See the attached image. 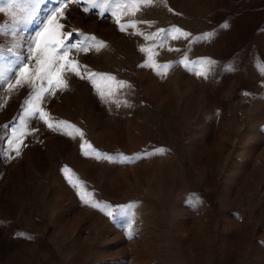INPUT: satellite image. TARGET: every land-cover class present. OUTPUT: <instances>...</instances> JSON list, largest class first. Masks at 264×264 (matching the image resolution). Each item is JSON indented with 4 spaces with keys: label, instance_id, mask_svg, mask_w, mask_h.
<instances>
[{
    "label": "rangeland",
    "instance_id": "obj_1",
    "mask_svg": "<svg viewBox=\"0 0 264 264\" xmlns=\"http://www.w3.org/2000/svg\"><path fill=\"white\" fill-rule=\"evenodd\" d=\"M132 3L85 12L81 0L59 20V39L90 49L66 59L86 66L82 76L107 74L68 71L66 89L35 101L48 123L67 122L60 131L26 116V87L9 90L21 77L16 56L29 55L56 0L34 18L0 12L18 45L0 58V70L16 73L0 85V264H264V77L255 63L264 60V0ZM117 19L129 26L121 31ZM170 28L190 35L160 31ZM209 32L217 35L198 39ZM9 44L0 37V48ZM185 57L188 67L175 63ZM199 58L217 62L207 78L196 75ZM131 202L128 238L129 218L106 212Z\"/></svg>",
    "mask_w": 264,
    "mask_h": 264
},
{
    "label": "snow or ice",
    "instance_id": "obj_2",
    "mask_svg": "<svg viewBox=\"0 0 264 264\" xmlns=\"http://www.w3.org/2000/svg\"><path fill=\"white\" fill-rule=\"evenodd\" d=\"M81 0H56V4L54 7L49 8L48 15L45 16L44 20L41 22L40 28L35 34V38L32 42L28 45V53L29 55L26 57H21L19 55L16 56V63L20 66L19 71L21 73L20 79L16 80L15 85L9 84V90L15 91L18 93L19 89L27 88V99L33 100V103L30 107L26 108V116L31 118L33 116L39 115V118L47 123V126L54 131H60V125L67 124L66 121H60L56 124L48 123L47 121V114L43 112H38L37 108L38 105L35 101H40L44 96L50 93L54 88L58 85L60 86V90H64L68 87L67 83L62 80V75L68 71H71L76 76L90 79L91 76L95 75H107V74H90V75H81L80 71H77L78 67H85L80 66L79 62H73L66 59L67 52L70 50L75 49L76 51H89V48H84L81 45L77 44H69L65 40H61L58 38L60 35V30L64 27L63 24L59 23L60 19H65V12L68 9L69 4H79ZM88 6L84 8L85 12L90 11L91 8H97L101 10H107L109 8L119 9L122 3V0H85ZM44 3V0H0V12H7L9 15L10 21H15L17 16L21 13L17 11V9H22L24 13L27 14L28 18H34L38 16L40 7ZM132 7L135 8V0H133ZM99 14V13H98ZM113 15L116 14L115 11L112 13ZM125 14H129L125 12ZM117 23L120 24V20L117 19ZM54 26V27H53ZM129 25L120 24V30L124 31L126 27ZM229 25L224 23L222 27L227 28ZM6 25H0V37H6L10 39V44L7 47L0 48V58H3V53L7 52L8 54H15L17 51V43L14 37L11 36L8 32L5 31ZM178 31L181 32L183 35L188 36L190 34L184 33L183 30L180 29H161V32H171V31ZM72 33L69 32L66 34L67 37H71ZM81 35H83L81 33ZM217 35L216 32H209L201 34L198 39H210L214 38ZM179 38V37H174ZM88 39L93 40L94 38L89 37ZM103 44V42H100ZM34 46V47H33ZM99 50V49H97ZM35 59L36 67L29 69L27 65V61L29 59ZM61 60H64V63L61 64ZM175 63H184L185 67H188L187 57L180 61H176ZM191 63L195 64L197 61H192ZM199 63L202 67V70L197 71L196 75L202 76L207 78L210 74L212 68L217 64L216 61L212 60L211 58H199ZM256 67L264 77V60H255ZM71 65V67H70ZM206 65V67H205ZM142 66H151L147 63ZM171 65H163V67H170ZM227 71H236L237 68L235 67V61L233 65L226 68ZM9 69L0 70V85L4 83H8L10 79L15 78L16 73L12 72L11 76H8L6 73ZM66 79V77H65ZM47 83L49 87L45 88L44 84ZM120 86L123 87L125 82H119ZM248 94V93H244ZM99 95L102 99H106L105 94L100 92ZM26 99V102H27ZM74 127V126H73ZM38 131V130H37ZM77 132H80L79 129H76ZM67 135H71L72 133H66ZM82 136L83 133L80 132ZM12 142L10 141V144ZM90 147V146H89ZM81 149L83 151L84 145H81ZM166 150L164 148L156 149V153H163ZM156 153H146V154H156ZM19 149H15V156H20ZM85 155H88V152H84ZM101 155H104L105 158L113 159V157H108L107 154H98L97 158L99 159ZM118 156L121 154H117ZM15 157H13L14 159ZM138 158V157H137ZM131 157H126L125 160H131ZM75 186V185H74ZM81 199L84 203H89L84 196H81ZM197 203H202V201L197 200ZM93 207H100L99 204H93ZM137 203L131 202L122 205H116L114 210H109L106 214L109 217H112L114 220L118 217H128L129 222L126 225L127 232L126 235L128 238H131L134 235L133 223L135 218V212L133 211L136 208ZM108 209H113V206L110 204L105 205ZM103 210V209H102ZM17 235H25L26 238L32 239L33 237L31 234L25 233H18Z\"/></svg>",
    "mask_w": 264,
    "mask_h": 264
}]
</instances>
